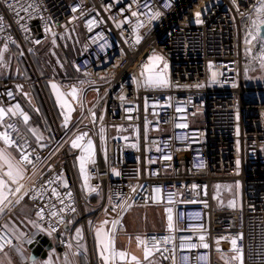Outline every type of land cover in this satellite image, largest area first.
<instances>
[{
  "label": "built area",
  "instance_id": "2783aa9c",
  "mask_svg": "<svg viewBox=\"0 0 264 264\" xmlns=\"http://www.w3.org/2000/svg\"><path fill=\"white\" fill-rule=\"evenodd\" d=\"M260 4L0 0L2 46H18L28 54L76 26L82 33V52L73 62L80 76L62 80L67 90L78 91L74 116L66 126L54 116V137L37 141L28 134L16 89L25 83L15 88L13 81L0 80L5 112L0 134L14 141L24 169L23 187L9 207L30 203L36 226L50 235L76 217L64 244L79 226L90 239L107 211L111 228L120 229L131 208L169 207L172 229L167 223L161 236L149 238L159 247L162 264H224L216 257L217 240L235 233L242 237V264H264V86L249 83L254 63L264 55ZM154 51L167 62L168 87L144 82L142 67ZM83 133L82 145L92 141L95 160L85 162L84 174V153L72 147ZM23 155L32 163L22 162ZM231 183L240 187V207L216 206L220 186ZM41 210L43 218L37 215ZM4 214L0 255L16 244L2 223ZM201 235L208 248L200 246Z\"/></svg>",
  "mask_w": 264,
  "mask_h": 264
},
{
  "label": "crops",
  "instance_id": "0c3cea01",
  "mask_svg": "<svg viewBox=\"0 0 264 264\" xmlns=\"http://www.w3.org/2000/svg\"><path fill=\"white\" fill-rule=\"evenodd\" d=\"M75 28H78L80 31L78 26ZM47 43L43 45H46ZM37 51L34 53L37 54ZM25 55L26 53L21 47H5L0 45V80L8 79L13 81L15 88L17 87L16 84L19 82H23L27 86L29 84L27 78V75L29 74V64ZM48 73H50V75H46V87L56 117L61 121H65V116H67L68 120H70L74 116V101L76 100L68 95L66 91L67 89L64 87L61 78H53V73ZM78 75L80 76L77 71V77L75 78H78ZM53 84L57 86L56 89H53ZM16 89L18 90L19 100L26 111L25 115L28 117L27 122L24 121V118L21 120L22 126L29 132L28 134L37 141H45L48 137H54L55 132L54 129H52V124L54 123L55 126V119L52 120L49 118L41 100H39L40 102L36 101V98H39L37 93L25 92L23 91L25 88ZM65 101L67 102V105L71 106L72 110L70 112L65 106ZM0 150H6L13 158L14 163L18 161L19 150L13 145H6L3 139H0ZM6 171L7 166L0 162V176ZM4 178L7 179V177ZM21 180H19V183ZM18 185L19 184L11 183V181L8 182V187L13 191ZM219 191L221 192L222 197L220 199V195L217 198L215 203L216 206L232 207L230 206V202L234 201V207H240L241 192L237 183H231L225 187L220 186ZM237 193H240V197L237 196ZM7 195L9 200L13 196L11 192H8ZM92 199L97 203L98 195L92 196ZM168 209L171 208L157 206H139L131 208L125 214L120 229L111 228L112 213L107 211L100 217L98 225L91 231L90 239L85 235L82 227L79 226L76 229H80V236L77 237L75 230L72 241L68 244H64L62 242L69 237L72 227L76 224V217L70 220L69 224L59 233V236L56 237V235H50L36 226L33 207L30 203L25 202L19 205H13L12 207H9L8 204L7 207H4L3 210L0 211V214L5 212L2 223L14 236L16 244L3 251L0 255V264H46L49 260L52 261V264H105L101 257L102 249L96 237V230L100 227H103L105 232L111 233L114 239L115 251H122L127 254L124 260H120L118 256L114 259H110L109 264H137V261L139 264H162L160 257L156 254L159 247H152L149 238L152 237V235L157 237L161 236L168 223ZM150 210H154L157 213L150 212ZM105 221H107V223H105ZM28 233H31L30 238L26 237ZM40 234L50 236L54 243V248L51 249L45 257L40 256L31 260V250L28 246ZM233 238L237 241L236 247L239 252L233 249L231 244ZM225 239L228 241V246L221 244V241ZM141 240L144 241V243H140L139 241ZM217 241H219V243L216 244L215 253L220 262L224 264H235V261L238 260L233 259V257L239 254L241 256L240 260H242L243 244L242 237L239 233L229 234L227 236L222 235ZM69 244H71V248L68 247ZM145 246H147L152 252V255L148 260L144 259ZM105 255H110V253H105ZM133 256L137 258V261L131 259Z\"/></svg>",
  "mask_w": 264,
  "mask_h": 264
},
{
  "label": "snow or ice",
  "instance_id": "6c2138e0",
  "mask_svg": "<svg viewBox=\"0 0 264 264\" xmlns=\"http://www.w3.org/2000/svg\"><path fill=\"white\" fill-rule=\"evenodd\" d=\"M257 15H262L264 14V0H261V4L260 6L256 9ZM133 16H136L137 13L133 12L132 13ZM197 16H199V13L196 14ZM157 16H159V13H155L153 14L149 19L153 20L156 19ZM2 19V18H0ZM199 22V21H198ZM253 24L255 25V22H253ZM143 26V25H140ZM253 39H256L255 36L252 37ZM137 42H139V37L137 38ZM248 43H250L251 41H246ZM162 57L159 56H155L150 58V64L149 65H145V70L149 73V75L147 76L146 80H145V84L148 86H152V87H168L169 86V81L166 77V73L165 70L167 69V64H164L163 69H160L159 71H157L156 69L158 68L159 62L162 60ZM262 60H264V57L261 58ZM143 75V73H142ZM200 85H197V87H199ZM53 89H56L57 86L55 84L52 85ZM71 96L73 97V99L77 98V90L75 88L72 89V92L70 93ZM9 95H11L9 93ZM65 106L67 107L68 111L70 112L71 106L67 105V102L65 101ZM18 107V106H17ZM9 112H11L12 110L9 109ZM5 114L4 109H0V118L3 117V115ZM15 114V113H13ZM28 117L25 115L24 116V121L27 122ZM67 120L68 117L65 116V126L67 125ZM179 127H186V125H178ZM87 136V133H83L79 136H76L75 140L72 141V147L73 148H80L82 150V152L84 153V155H82L80 157V164H81V172L82 174L85 173V162L86 161H90L91 163H95L94 160V150H93V146H92V141L89 139L87 141V145H82V142L84 141L85 137ZM0 139H3L4 143L6 145H12L14 143V141L11 140V138L7 135V133L4 134H0ZM39 139V137H38ZM168 158V157H166ZM21 161L22 162H26V163H32L31 160H29V157L27 155H23L21 157ZM0 162L3 163V165L7 166V171L3 173L2 176H0V211L3 210L4 207H7L8 204L12 203L9 199H8V192H11L13 195H15V193L20 192L21 188L23 187V185H19L18 187L15 188V190L13 191L12 189H10L8 187V182L11 181V183L14 184H19V180L23 179V168L21 167V162L17 161V162H13V158L10 156L9 153H7L6 150H0ZM237 164H239V161H237ZM201 167L203 165H200ZM115 172V170H113ZM116 175H119L118 172H115ZM4 177H7V179H5ZM85 180H87V177L85 176ZM93 191H95V189H93ZM134 191V189H133ZM53 192L55 193V190H53ZM70 195V194H69ZM17 203H19V200L16 201ZM230 206L234 207L235 206V202H230ZM73 211H75V209H72ZM169 212V216H168V227L169 229H172L173 227V223H172V216H171V209H168ZM37 215L40 216L41 218H43V210H41L40 212H37ZM51 215L55 216L56 213H51ZM63 222V221H61ZM105 223H107V221H105ZM115 225V222H114ZM54 231V229H53ZM51 234V233H49ZM76 235L77 237L80 236V229H76ZM96 237L99 241V245L101 246V257L104 260L105 264H109V260L110 259H114L115 257H119L120 260H124L127 256V254L125 252H117L115 251L114 248V239L111 235V233L105 232L103 227L97 228L96 230ZM199 240L201 241V247L203 248H208L209 245L207 243H205V237L203 235H201L199 237ZM140 243H144V241H139ZM6 243L10 244L11 241H6ZM217 243H219V241H217ZM231 244L233 246V249L236 250L237 252H239V250L236 247L237 241L235 238H233L231 240ZM4 247V245L0 244V250H2ZM69 248H71V244L68 245ZM181 247H183V245H181ZM188 247L190 248H195L197 247V245L195 244H190L188 245ZM105 253H110V255H105ZM152 255L151 250L145 246V251H144V259L148 260L149 257ZM133 261H137V258L135 256H133L131 258ZM187 259V258H185ZM197 259H205V257H198ZM233 259H239V256L233 257ZM46 264H52V261L49 260L46 262ZM137 264H139V262L137 261ZM241 264H242V260H241Z\"/></svg>",
  "mask_w": 264,
  "mask_h": 264
},
{
  "label": "rangeland",
  "instance_id": "374dc122",
  "mask_svg": "<svg viewBox=\"0 0 264 264\" xmlns=\"http://www.w3.org/2000/svg\"><path fill=\"white\" fill-rule=\"evenodd\" d=\"M81 41H82V33L78 30V28H74L71 31H69L67 34L61 37H58L57 39H53L50 42H48L46 45L41 46L39 50L37 51V54L36 53L26 54L25 57L27 58L28 64H29V74L27 75L29 84L25 86V89L23 91L38 93L40 91V87L42 89L46 88L47 90L45 78H46V75L47 76L50 75V73L48 72L53 73L52 75L53 78H59V79L61 78L62 80L69 79L68 77L66 78L65 75H68L69 65L70 64L73 65L74 60L82 52V49H80L79 47L82 43ZM65 44L67 47L72 45L73 54L71 55V60L69 62H67L65 60V57L62 56L64 53L63 47ZM60 56L62 58H60ZM155 56H159L163 58L159 62L158 68L156 69L157 71H159L160 69H163L164 64H167L165 58L160 52L158 51L152 52L147 57L144 63V66L142 67V73H143L142 76L144 78V82L147 76L149 75V73L145 70V65H149L150 58L155 57ZM262 57H264V55ZM261 58L254 63L252 70H251L252 71L251 76L249 78V83L255 86H264V60H262ZM165 73L168 79V68L165 70ZM40 78L43 80L39 81ZM66 91L68 95L73 99V97L70 94L72 91L69 89ZM44 93H45V98L48 104L52 108V102H51L50 95H48L46 91H44ZM39 100H40L39 98H36L37 102H40ZM52 125H53L52 129H54V132H55L54 123ZM239 195L240 193H237L238 197H240ZM150 212L155 213L156 211L150 210ZM237 256H239V259H237L238 261H235V264H241L240 254Z\"/></svg>",
  "mask_w": 264,
  "mask_h": 264
},
{
  "label": "water",
  "instance_id": "95a60500",
  "mask_svg": "<svg viewBox=\"0 0 264 264\" xmlns=\"http://www.w3.org/2000/svg\"><path fill=\"white\" fill-rule=\"evenodd\" d=\"M37 24V22H34ZM264 37V26L261 27V34ZM59 234H56L58 237ZM29 249L31 250V260L36 259L37 257H45L48 252L54 248V243L51 240V237L48 235L40 234L36 237L34 241L29 244Z\"/></svg>",
  "mask_w": 264,
  "mask_h": 264
},
{
  "label": "trees",
  "instance_id": "16d2710c",
  "mask_svg": "<svg viewBox=\"0 0 264 264\" xmlns=\"http://www.w3.org/2000/svg\"><path fill=\"white\" fill-rule=\"evenodd\" d=\"M64 47H63L64 53H63L62 56L65 57V60L67 62H69L71 60V55L73 54L72 53V45H70L69 47H67L66 44H65ZM60 58H62V57L60 56ZM68 69H69L68 70V75H65L66 78L68 77L70 79H73V78L77 77V71H76V69L74 68L73 65L70 64L69 67H68ZM78 77H79V75H78ZM44 91H46L48 93V91L46 90V88L42 89L40 87V91L37 93V95H38L39 99L41 100V102L43 104V107H44L47 115L49 116L50 119L53 120L54 119V116L56 117L55 110L53 109V106L51 108V106L48 104V102H47V100L45 98Z\"/></svg>",
  "mask_w": 264,
  "mask_h": 264
}]
</instances>
